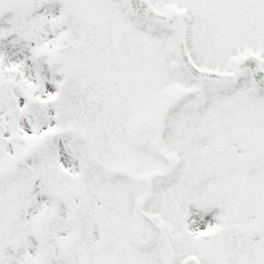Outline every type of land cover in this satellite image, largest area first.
Masks as SVG:
<instances>
[{
    "label": "snow or ice",
    "instance_id": "1",
    "mask_svg": "<svg viewBox=\"0 0 264 264\" xmlns=\"http://www.w3.org/2000/svg\"><path fill=\"white\" fill-rule=\"evenodd\" d=\"M0 264H264V0H0Z\"/></svg>",
    "mask_w": 264,
    "mask_h": 264
}]
</instances>
